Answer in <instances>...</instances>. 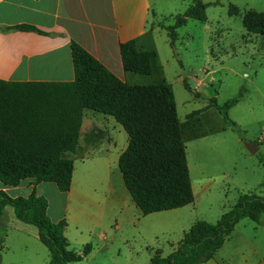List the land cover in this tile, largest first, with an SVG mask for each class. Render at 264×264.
<instances>
[{
  "label": "trees",
  "instance_id": "obj_1",
  "mask_svg": "<svg viewBox=\"0 0 264 264\" xmlns=\"http://www.w3.org/2000/svg\"><path fill=\"white\" fill-rule=\"evenodd\" d=\"M211 5L218 3L193 0L175 24L166 28L173 52L176 31L188 20L206 22V9ZM242 26L248 33L264 34V14L247 13L242 17ZM10 30L43 34L31 26L0 28V32ZM70 50L74 71L71 83L0 81V184L15 188L31 180L35 184H53L60 193H68L73 160L66 156L77 148L83 113L91 111L112 117L128 136L118 169L125 189L143 216L191 205L194 196L186 146L171 86L165 81L151 86L127 85L78 44L72 42ZM119 53L125 73L140 76L153 73L155 52L139 51L131 40L119 45ZM183 85L196 99L200 97L186 80ZM210 102V108H215L230 123L228 111L239 100H230L222 107L215 99ZM230 125L245 146L249 145L238 127ZM260 163L264 167L263 159ZM6 207L13 209L16 220L37 230L39 242L49 253L48 264L80 263L91 253L90 244L80 253L69 250L64 235L66 221L52 222L47 215V200L36 196L34 189L25 198H12L0 190V218ZM243 219L264 227V198L241 195L216 223L195 222L169 256L162 257L157 250L149 264H205L214 258Z\"/></svg>",
  "mask_w": 264,
  "mask_h": 264
},
{
  "label": "rangeland",
  "instance_id": "obj_2",
  "mask_svg": "<svg viewBox=\"0 0 264 264\" xmlns=\"http://www.w3.org/2000/svg\"><path fill=\"white\" fill-rule=\"evenodd\" d=\"M192 1L150 0L151 16L144 37L146 43L138 50L155 52L157 58L153 63L154 73L147 77L138 76L140 79L137 81L140 85L151 86L162 78L172 88L177 117L183 129L194 202L174 214L173 218L158 224L161 228H157L159 230L154 236L140 225L150 219L139 216L136 228L122 234V238L130 239L129 242L113 246L121 250L119 259L114 255L109 259L101 251L96 253L93 261L83 260L74 264L122 262L127 250L134 264H140L139 259L148 253L147 248L159 249L162 256L167 257L173 247L176 249L191 224L197 221L216 223L234 207L241 195L254 194L264 198V187L261 186L264 167L260 163V159L264 160V34L248 33L242 26V17L247 13L264 14V0H201L204 4L218 5L207 7L206 22L188 20L176 31L173 52L166 28L175 24ZM184 80L199 94L198 99L185 90ZM212 99L219 107L230 100H239L228 111V119L243 133L247 144L257 147L256 154H250L230 123L225 122L215 108H210ZM77 151L66 157L72 160ZM45 186L53 187L41 185L38 195H45L41 191ZM11 195L25 197L27 192L12 191ZM47 197L52 203V196ZM7 210L11 211L5 213L6 220L36 233L34 227L16 221L11 207ZM236 230L237 237L242 234L251 239L264 255V227L243 219ZM7 231L9 239L4 240L0 254L2 264L31 263L29 259L33 263L45 260L48 264V251L35 235L23 237L15 231ZM2 238L0 236V240ZM23 244L26 251L21 250ZM23 257L26 258L24 262Z\"/></svg>",
  "mask_w": 264,
  "mask_h": 264
},
{
  "label": "crops",
  "instance_id": "obj_3",
  "mask_svg": "<svg viewBox=\"0 0 264 264\" xmlns=\"http://www.w3.org/2000/svg\"><path fill=\"white\" fill-rule=\"evenodd\" d=\"M150 16V0H0V28L31 26L43 33L39 35L19 30L0 32V81L19 84L73 82L70 45L74 42L121 82L130 86H147L138 84L140 75L124 72L119 45L134 40L137 49H140L146 43L144 37L148 32ZM162 81L165 80L160 78L156 84ZM127 146V134L112 117L85 111L77 155L72 158L73 172L68 193H60L53 184H35L31 180L23 181L15 188L0 184V190L17 198V195H11L12 191H25V197H28L34 189L36 196L46 199L49 219L54 223L64 219L67 223L64 235L69 250L80 253L85 245H91V253L84 260L93 261L96 253L101 251L109 259L113 255L119 259L121 250L113 246L115 243L123 246L129 242L130 239L122 238V234L136 228L139 216L150 219L140 225L154 236L159 230L157 228H161L158 224L173 218L174 214L185 208L142 215L125 189L118 169L119 157ZM43 184L53 185L54 188L45 186L41 189L45 195H38ZM192 191L194 196L193 187ZM47 196H52V203ZM7 208L0 218V236L3 237L0 240V254L4 249V240L9 239L7 230L23 237L35 235L38 240L37 230L36 233L34 230L29 232L27 228L5 219V213L11 211ZM239 224L214 258L205 264L264 262V255L251 239L242 234L236 236ZM21 250L26 251V245H21ZM157 250L147 248L148 253L141 256L139 263L149 264ZM122 259V262L114 261V264L135 263L129 250ZM29 261L31 263L22 264H47L45 260L41 263Z\"/></svg>",
  "mask_w": 264,
  "mask_h": 264
},
{
  "label": "water",
  "instance_id": "obj_4",
  "mask_svg": "<svg viewBox=\"0 0 264 264\" xmlns=\"http://www.w3.org/2000/svg\"><path fill=\"white\" fill-rule=\"evenodd\" d=\"M246 148L248 149L250 154H256V151L258 150L256 146L254 145H247Z\"/></svg>",
  "mask_w": 264,
  "mask_h": 264
}]
</instances>
